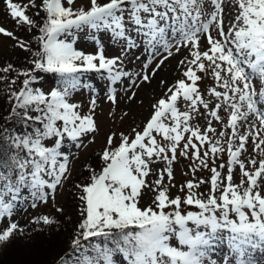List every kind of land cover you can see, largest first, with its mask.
<instances>
[{
  "label": "snow or ice",
  "instance_id": "snow-or-ice-1",
  "mask_svg": "<svg viewBox=\"0 0 264 264\" xmlns=\"http://www.w3.org/2000/svg\"><path fill=\"white\" fill-rule=\"evenodd\" d=\"M4 3L32 37L0 26L28 54L24 67L0 66V247L43 231L14 218L28 207L63 214L57 197L67 188L79 204L56 264H264V0ZM81 34L94 50L78 46ZM105 35L119 55L107 54ZM178 55L180 78L161 79L144 118L110 130L74 179L101 132L91 77L107 82L111 118ZM84 91L87 104L75 99ZM181 158L191 178L173 195ZM146 191L155 194L147 205Z\"/></svg>",
  "mask_w": 264,
  "mask_h": 264
},
{
  "label": "rangeland",
  "instance_id": "rangeland-1",
  "mask_svg": "<svg viewBox=\"0 0 264 264\" xmlns=\"http://www.w3.org/2000/svg\"><path fill=\"white\" fill-rule=\"evenodd\" d=\"M14 2L18 3H26L27 0H14ZM0 26L7 28L10 31H14L17 34L18 27L15 22L11 19L8 14V9L5 6L4 0H0ZM103 42L106 44V52L108 55H119V46L114 45L108 38L107 35L103 37ZM16 42L12 38L5 37L0 34V62L3 64L6 62L7 58L10 54L13 53V48L15 47ZM78 46L82 49L92 51L93 46L90 41H88L83 34H81V38L78 41ZM180 59V56L171 59L170 61H166L167 67H164L162 71L157 72L156 77L153 80L158 81V89H149V84L141 85L140 89L137 90V99L132 102H126L127 98L121 100L119 105L116 108L114 115L109 117V110L112 107L110 103L104 99L107 94V82L99 79L95 75L91 77V82L94 86L99 90L100 96L98 98V104H100V108L97 109V120L101 128L100 134L97 136L96 142L94 144L89 145L86 149L80 152V159L85 158L90 153L94 152L99 148H103L106 141V134L110 130L125 131L127 132L136 122L142 120L144 116L150 111V105L155 99H159L163 94L160 87V80L166 79L169 83H171L175 79L180 78V72L177 70V60ZM137 64L139 62L137 61ZM128 68L132 71L138 70V68L133 65H128ZM43 79L41 83L45 87L52 86L51 77L48 74H42ZM167 87V85H165ZM122 92V89H121ZM130 94V93H129ZM75 99L78 102L87 104L90 99V93L87 91L82 92L77 95ZM142 100L143 104H140L139 101ZM127 110L128 115L124 117L123 120L120 119L121 115H123V111ZM79 159V160H80ZM78 163V162H77ZM188 161L181 158L178 163L174 165V183L177 185L176 188L171 190L173 195L179 194V185L183 183L185 180L191 178L190 174L188 176L183 175L184 172L188 171L187 165ZM198 175H200L198 173ZM207 175V173H204ZM150 179H154V177H150ZM238 181V178H237ZM206 190L204 186H202L201 191ZM154 193L150 191H146L142 204L151 203L152 198L154 197ZM65 202V191L57 197V205L63 204ZM52 209L51 205H40L39 207L32 209L30 207L27 208L26 211H21L20 214L15 219H18L21 225L27 224L29 227V222L35 216L46 213V209ZM21 241H26L25 238H19ZM4 246L0 247V258L3 257Z\"/></svg>",
  "mask_w": 264,
  "mask_h": 264
},
{
  "label": "trees",
  "instance_id": "trees-1",
  "mask_svg": "<svg viewBox=\"0 0 264 264\" xmlns=\"http://www.w3.org/2000/svg\"><path fill=\"white\" fill-rule=\"evenodd\" d=\"M22 40H29L32 37V33L24 28H18L17 34ZM16 42V41H15ZM28 54L21 50L19 47L13 48V53L9 55L5 63L0 62V66L6 63H12L17 68H21L27 65ZM52 80V86L55 83V77L48 74ZM7 107L6 101L0 97V110ZM102 148L95 150L85 158L78 161L76 170L73 173V178L80 179V166L84 163H95L97 160L96 152ZM87 175V173H82ZM71 189L65 190V202L58 206L64 208V213H57L54 208L46 209V213L55 216L60 220L59 225L42 226L33 225L29 223V228H43V231L32 232L33 240L29 242L21 241L18 237L10 244L4 246L3 257L0 258V264H56L58 256L64 247L67 246L68 240H70L72 231L74 228V221L77 214V205L79 201L75 196L71 194ZM71 218V219H69Z\"/></svg>",
  "mask_w": 264,
  "mask_h": 264
},
{
  "label": "bare ground",
  "instance_id": "bare-ground-1",
  "mask_svg": "<svg viewBox=\"0 0 264 264\" xmlns=\"http://www.w3.org/2000/svg\"><path fill=\"white\" fill-rule=\"evenodd\" d=\"M149 89L153 90V89H158V81L157 80H153V82L151 84H149Z\"/></svg>",
  "mask_w": 264,
  "mask_h": 264
}]
</instances>
